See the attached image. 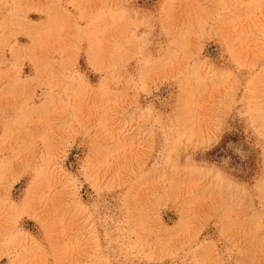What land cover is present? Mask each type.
Masks as SVG:
<instances>
[{"label": "rangeland", "instance_id": "rangeland-1", "mask_svg": "<svg viewBox=\"0 0 264 264\" xmlns=\"http://www.w3.org/2000/svg\"><path fill=\"white\" fill-rule=\"evenodd\" d=\"M0 264H264V0H0Z\"/></svg>", "mask_w": 264, "mask_h": 264}]
</instances>
